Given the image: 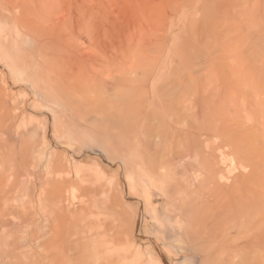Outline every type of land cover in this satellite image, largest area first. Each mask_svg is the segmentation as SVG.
<instances>
[{
    "label": "rangeland",
    "instance_id": "obj_1",
    "mask_svg": "<svg viewBox=\"0 0 264 264\" xmlns=\"http://www.w3.org/2000/svg\"><path fill=\"white\" fill-rule=\"evenodd\" d=\"M67 1L0 0V264H45L47 240L67 264H264V0H78L104 10L125 77L94 68L102 99L73 110L33 83L41 14Z\"/></svg>",
    "mask_w": 264,
    "mask_h": 264
},
{
    "label": "bare ground",
    "instance_id": "obj_2",
    "mask_svg": "<svg viewBox=\"0 0 264 264\" xmlns=\"http://www.w3.org/2000/svg\"><path fill=\"white\" fill-rule=\"evenodd\" d=\"M64 1H66V0H63V2ZM194 2H195V0H194ZM39 4H41V3L39 2ZM58 4H59V2H58ZM62 6L63 7L61 9L56 10V12H57L56 15H58L57 17L50 16L49 12H46V13L44 12L43 14H41L42 16L44 14H46L48 26H46L45 29L43 28L41 30H38V32L34 36L35 43L37 44L38 49H39V57H41V62H39V63L37 62L35 65V67L37 68V71L40 73V77H38L37 79H34L33 83L36 86H39V87L41 86L42 88L45 89V93L43 95H44V98L46 101L57 103L58 100H62L63 98H66V100L68 101L67 106H68L69 110H73V108L77 105H76V103H73L71 101V98H72V96H74L76 94H78V95L83 94V96L81 98L83 104H91L92 101L94 100V98H96V100L102 99V97L96 92V88H95L96 83L94 82L96 75H94L92 72V70L94 68L98 73H100L101 76H103V74L106 75V73L108 75H111L110 77L113 78V80H114V81L113 80H111V81H113L114 85L118 86L121 83V81H120L121 78L125 77V76L123 77V75H121V73L123 72L124 63L122 61L121 55L118 54L117 51H116L117 54L116 53L110 54V52H108L107 47H109V46L106 45L107 44L106 40H107L108 36H110V35L107 34L106 25L104 23L105 22L104 10L86 6L85 4L78 2V0H69V2L67 1L66 4H64ZM40 13H42V11H40ZM130 19L131 18H129L128 21H130ZM75 28H77V29L79 28L80 30L84 29V32L87 36V39L90 41L91 45L95 46V50H92L89 52V48L81 47L76 41L73 42V41L68 39L69 33ZM134 64L131 65L130 67L134 68L135 67ZM95 70H93V71H95ZM39 73H37V76ZM120 75L122 77H120ZM98 76L99 75L97 74V77ZM99 80H100V78H99ZM102 82H104V80ZM128 82H129V80H128ZM124 83L125 82H123V84ZM106 86L107 85H105V87ZM39 87H37V91H38ZM90 92H93L95 94L93 96H90V95H88V94H90ZM86 93H88V94L86 95ZM5 96H6L5 91L3 90L2 87H0V99H1L0 101L1 102L3 101ZM96 105L97 104H95V107H96ZM6 117H7L6 113H4L2 116H0V130H2L6 124ZM173 119L174 118H172V120ZM172 120H171V122L173 123ZM23 124H26V122L24 120L21 121V125H23ZM170 130H172V129L170 128ZM221 134H224L225 136H227L224 132ZM228 134H230V133H228ZM228 136H230V135H228ZM211 147L212 146H210L209 144L205 145V148L208 150L211 149ZM226 147H228V148L234 147L233 141H229V142L227 141V142L221 143L220 145H217V147L213 146L212 147L214 149L213 152L208 151L210 153H207V155L205 154V158L203 160L201 159V162L203 163L204 167L206 168V166H208V167L212 166L211 159H212V157H216L215 152L217 150H222L221 153L223 154L224 151L226 150L225 149ZM191 152H193V151H191ZM45 167L50 168L49 171H52V169H53L52 168L53 165L50 162H47ZM222 178L225 180H228L229 177L226 175H222ZM222 178H221V180H223ZM219 183H221V182H219ZM226 189L223 188L222 192L227 197V200H226L227 206H231V204H233L232 202L236 199H234L235 196L233 194H230L229 192H227ZM102 208L104 209V207H102ZM222 208H223V205H222ZM103 212H106V210L105 211L103 210ZM63 217L65 218V216H63ZM176 221H177V219H176ZM199 221H200L199 218H197L195 221L194 230H196V229L199 230V223H200ZM62 222H64V221H62ZM99 223H101V222L96 223V225L99 226L100 225ZM251 223H253V222H251ZM63 225H66V224H63ZM94 228L92 227L90 230H93ZM42 232H43L44 237H46L48 234V229L45 228ZM191 233L194 234V231L192 230ZM210 237H212V235H210ZM55 239H56L57 243H59V241H61L60 235L57 236ZM94 240L92 239L91 243ZM197 240H198V238H197ZM97 242H99V241H97ZM116 242H118V241H115V243H114V242H110L108 240H105V241L102 240L100 246L106 254V252L111 251L110 244H113V243L116 244ZM81 243L82 242H80V244ZM117 245H119V244H117ZM76 246H78V244ZM85 246L86 245L84 244V247ZM87 246H89V245H87ZM97 246H95V247H97ZM100 246H98V247H100ZM49 249H50L49 248V242L47 240L43 244V249H42L43 250V256L45 257V259L49 256L50 257L47 259L48 263L46 260L45 264H67L68 261H70V260H67V263H66V258H68L67 256H69V255H67L68 253L65 254L62 252H60V253L58 252L55 254H50ZM96 250H93V251H96ZM81 251L85 252V249L83 250V248L81 247ZM81 251H77V252L81 253ZM84 252H82V253H84ZM99 252H100V250H99ZM86 253H84V254H86ZM95 253H97V251ZM89 254H90V252H89ZM87 257H88V255H87ZM73 259H74V257H73ZM73 259H72V262L74 261ZM75 259L77 261L75 260L73 263L79 264L78 261L79 262L81 261L80 260L81 255L80 254L77 255L75 257ZM137 259H139V255H138ZM85 261L88 262L89 260L87 261L85 258Z\"/></svg>",
    "mask_w": 264,
    "mask_h": 264
}]
</instances>
